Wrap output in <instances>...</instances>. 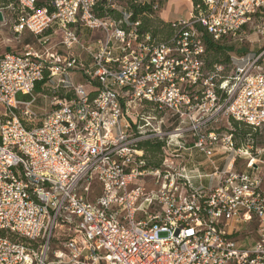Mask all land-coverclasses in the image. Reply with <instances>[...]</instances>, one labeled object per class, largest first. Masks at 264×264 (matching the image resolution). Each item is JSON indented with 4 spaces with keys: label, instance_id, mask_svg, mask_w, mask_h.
Segmentation results:
<instances>
[{
    "label": "built area",
    "instance_id": "built-area-1",
    "mask_svg": "<svg viewBox=\"0 0 264 264\" xmlns=\"http://www.w3.org/2000/svg\"><path fill=\"white\" fill-rule=\"evenodd\" d=\"M201 1L178 20L176 40L150 48L139 23L126 20L127 32L98 18L99 0H17L14 32L40 37L43 49L0 56V264H264V173L253 165L264 151L213 128L228 118L264 133V74H251L255 63L225 80L222 65L208 71L197 30L243 42L257 18L264 24V0ZM86 28L98 36L88 40ZM149 105L157 116L136 111ZM150 120L159 126L142 131ZM189 135L214 169L197 177L209 189L195 188L183 163L178 173L168 159L146 167L140 144L167 140L179 159ZM220 153L247 159L249 171L220 169ZM145 176L156 189L138 183ZM252 223L254 246L240 239Z\"/></svg>",
    "mask_w": 264,
    "mask_h": 264
},
{
    "label": "rangeland",
    "instance_id": "rangeland-1",
    "mask_svg": "<svg viewBox=\"0 0 264 264\" xmlns=\"http://www.w3.org/2000/svg\"><path fill=\"white\" fill-rule=\"evenodd\" d=\"M156 2L159 3L160 5V10L158 11V16L160 17V14L162 13H168L169 11H171L172 13H176L179 12V16L182 18L179 19H185V20H189L191 19V16L195 13V9H194V1L193 0H155ZM175 2L174 5H172L171 2ZM0 12L3 13L4 15V21L0 22V56L9 54L10 52L12 53H19V54H23L25 53V49L26 47L29 45L31 47H33L35 50H41L43 49L42 46V42L40 40V37H35L34 35H32L31 33L25 32L22 35L16 34L12 28V21L13 19L16 18L17 14L19 13V9H17L16 11L13 10L12 8L9 10H3L0 8ZM172 17H174L172 15ZM264 24L263 21L260 18H257L254 22V24L252 25L251 28L246 30V35L245 38L243 40V42L240 43H231L230 46H233L235 48V51H237L239 54L231 53V61L233 62L232 64H225L222 65L224 70L221 73V77H224V79H228L230 78V76H232L234 74V72L237 70V68L243 67V68H248V65L255 63V66L253 68H251L250 72L253 75L256 74H264V56L260 57V54L264 48V28H263ZM57 30V28H56ZM60 41V36H58V33L55 35H51L50 37V41L47 42V44H45L44 46L46 47H54L56 46ZM57 48H61L60 46H58ZM256 61V62H255ZM220 65V64H218ZM209 71V70H208ZM19 99H23V100H29V96L27 97H22L21 95H19ZM39 107H43V109L47 106L41 104L39 105ZM136 111H139L140 113L143 114V116L147 117L148 119L151 117H155L157 116V113L155 114V111L152 110V107L146 106L143 107V109L141 107H137ZM164 118V125L168 126V128H171L170 130L173 129L174 126H176V124L172 121L169 120L170 115H166ZM152 126H150V128H145L142 131H147L150 132L152 130H154L155 128H157L159 126L158 121H154V120H150ZM174 124L173 127H171ZM236 124H238L239 128H236ZM164 126V127H165ZM214 130H217L219 132H232L234 134V138L237 141V146H243V144H251L254 149H259L262 150L264 149V133L260 132V131H253L250 128V132L251 134L247 136V139H243V137H238L235 134V131L237 130L238 132H240V130L242 129H246L249 130V127L244 124V123H238L233 121L232 119H222L220 122L216 123L215 126L213 127ZM167 130V129H166ZM184 142L188 145V144H194L195 139L192 138L191 135L187 136L184 138ZM160 140H151V141H147L145 142V144L147 143H151V142H159ZM163 143H165L164 145V150L159 153L158 157L156 159H154L152 156L148 159L151 161H161V165L163 164L164 161L167 162L166 159H168L167 164H171V161H174L175 166H173L174 170H171L172 173L175 172H179L178 168H177V160H183V164H185V158L182 159H176L173 158L171 155H169V153H167L168 151H166L167 148V140L161 141ZM182 152H180L178 155H180ZM264 154V153H263ZM236 155L235 153H228V155L225 156H220V157H216L215 160L217 162V165L220 167V169L225 170L226 166L221 165L220 162H218V160L220 158H225V163L228 164V161L232 160L233 158H235ZM258 159H261L262 161H264V155H260L258 157ZM257 159V160H258ZM182 164V163H181ZM153 165V164H152ZM246 166V162L244 160H240L237 158L235 164H234V168L236 171L238 172H243L244 170H246L245 168ZM264 166V165H263ZM154 167V165L152 166ZM151 167V168H152ZM156 169V168H153ZM169 169L168 167L166 168V170ZM177 170V171H176ZM210 173V172H208ZM208 181L205 182L204 187L205 189H209L212 184L208 183L211 182L209 179H207ZM216 181H213V183H215ZM138 183L142 184V186H145L148 190H152V189H156L157 186L155 185V177L154 176H145L142 177L140 180H138ZM208 183V184H207ZM142 214H138V219L142 218ZM257 224L256 223H252L250 224L247 228L248 229V233L247 235L244 234L242 237H240L241 240H250L251 241H257L258 240V230L257 229ZM166 235L163 234L162 237H165ZM246 244H252L248 241H246ZM254 245V244H252Z\"/></svg>",
    "mask_w": 264,
    "mask_h": 264
},
{
    "label": "trees",
    "instance_id": "trees-1",
    "mask_svg": "<svg viewBox=\"0 0 264 264\" xmlns=\"http://www.w3.org/2000/svg\"><path fill=\"white\" fill-rule=\"evenodd\" d=\"M194 9L197 11V6L201 5L203 1L193 0ZM158 5V9L155 7ZM38 9H44L48 7L46 2H39L37 5ZM0 8L3 10H17L18 2L17 0H0ZM160 10V5L155 0H99L98 6L95 10V15L98 18H108L118 23H123V28L125 31L130 32L132 23H139L137 27V34L139 42L143 43L147 47H160L163 45H170L172 41L176 40L180 35V26L177 22H165L158 16V11ZM126 20L128 24L126 23ZM198 32L202 34V43L205 47V62L207 69L209 71L214 70L215 65H225L232 64L231 53L239 54L235 51L231 44L226 41H215L213 35L206 31L202 26H197ZM221 77V74H219ZM223 80L224 77H222ZM229 79V78H228ZM236 128H239L238 124L235 125ZM235 134L238 137H243L247 139V136L251 134L250 127L249 130L242 129L240 132L237 130ZM165 143L151 142V143H142L140 148L143 149L147 156V168H159L161 161H151L148 160L151 156L156 159L164 150ZM160 156V155H159ZM153 164V165H152Z\"/></svg>",
    "mask_w": 264,
    "mask_h": 264
},
{
    "label": "crops",
    "instance_id": "crops-1",
    "mask_svg": "<svg viewBox=\"0 0 264 264\" xmlns=\"http://www.w3.org/2000/svg\"><path fill=\"white\" fill-rule=\"evenodd\" d=\"M171 3H172V5L175 4V2H171ZM172 15L174 17H172ZM160 18L163 19L165 22H177V20H180L179 18H182V17L179 16V12L172 13L171 11H169L168 13L160 14ZM82 35H84V37L87 38L88 40H90L93 37L98 36L96 32H94L90 29H87V28L82 30ZM79 53H81V51H79ZM84 60H85L86 64L91 63V57L89 55H84ZM73 78L77 83H83L84 84L86 82L80 73H75L73 75ZM262 150L264 151V149H262ZM180 152H182V153L180 155H178ZM177 155L179 156V159L185 158V161H186L185 165H186V168L188 170V176L194 178L192 181V185H194L195 188H198L199 186H204L205 182H207L208 180L207 179H200L197 177L199 175L209 176V175L213 174V172H214V169H212L210 167V165L208 164V161H207L205 155L201 154L198 150H195L193 147V144L187 145L186 143H185V146L183 147V149H181V151L177 152ZM225 155H228V154L220 153L217 155V157L225 156ZM262 155H264V154H262ZM224 160H225V158H220L218 160V162H220L221 165H223V166L227 165L226 166L227 168H232L233 170H235V168H234V164L236 162L235 160L232 159V160L228 161V164L225 163ZM240 160H244L246 162V166H245L246 170H244V171H249V169H250L249 165H248L249 161L247 159H240ZM182 161L177 160V163H178L177 166L180 163H183ZM261 162H264V161H262L261 159H258L253 164V165H255L254 168L260 169L259 171H257V173H264V166H263V164H261ZM208 172H210V173H208ZM208 183L210 184L211 182H208ZM248 242L256 245L255 244L256 241H251V239L248 240ZM252 244H249V245H252ZM254 245H252V246H254Z\"/></svg>",
    "mask_w": 264,
    "mask_h": 264
},
{
    "label": "water",
    "instance_id": "water-1",
    "mask_svg": "<svg viewBox=\"0 0 264 264\" xmlns=\"http://www.w3.org/2000/svg\"><path fill=\"white\" fill-rule=\"evenodd\" d=\"M4 21V15L3 13L0 12V22H3Z\"/></svg>",
    "mask_w": 264,
    "mask_h": 264
}]
</instances>
